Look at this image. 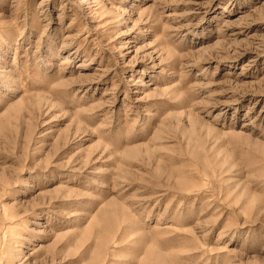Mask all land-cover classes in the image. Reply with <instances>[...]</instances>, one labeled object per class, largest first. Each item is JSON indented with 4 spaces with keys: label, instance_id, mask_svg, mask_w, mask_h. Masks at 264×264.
Instances as JSON below:
<instances>
[{
    "label": "rangeland",
    "instance_id": "1",
    "mask_svg": "<svg viewBox=\"0 0 264 264\" xmlns=\"http://www.w3.org/2000/svg\"><path fill=\"white\" fill-rule=\"evenodd\" d=\"M0 264H264V0H0Z\"/></svg>",
    "mask_w": 264,
    "mask_h": 264
}]
</instances>
